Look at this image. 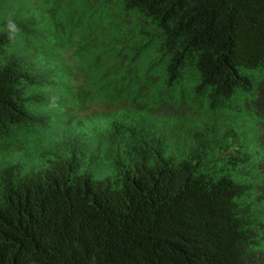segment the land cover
<instances>
[{
    "label": "trees",
    "instance_id": "16d2710c",
    "mask_svg": "<svg viewBox=\"0 0 264 264\" xmlns=\"http://www.w3.org/2000/svg\"><path fill=\"white\" fill-rule=\"evenodd\" d=\"M0 264H264V0H0Z\"/></svg>",
    "mask_w": 264,
    "mask_h": 264
}]
</instances>
